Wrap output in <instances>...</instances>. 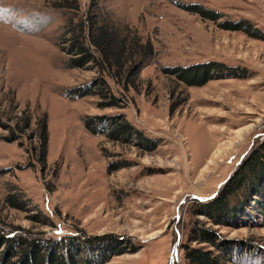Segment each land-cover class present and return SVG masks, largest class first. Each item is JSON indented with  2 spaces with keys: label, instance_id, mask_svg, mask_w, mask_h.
<instances>
[{
  "label": "rangeland",
  "instance_id": "1",
  "mask_svg": "<svg viewBox=\"0 0 264 264\" xmlns=\"http://www.w3.org/2000/svg\"><path fill=\"white\" fill-rule=\"evenodd\" d=\"M58 1L0 0L2 233L104 236L121 252L102 264H185V244L214 248L189 241L198 219L231 243L229 264H264L260 190L240 194V213L230 219L201 213L264 142V0H97L99 20L129 28L153 47L134 88L123 92L105 76L110 91L123 94L121 108L97 107L96 94L69 96L97 72L65 65L56 42L70 11ZM75 1L74 19L89 3ZM190 3L217 18L186 10ZM208 60L234 73L189 86L165 70ZM115 112L143 138L110 140L83 126L85 115ZM40 116L43 169L34 134ZM9 191L27 208L4 203Z\"/></svg>",
  "mask_w": 264,
  "mask_h": 264
},
{
  "label": "trees",
  "instance_id": "2",
  "mask_svg": "<svg viewBox=\"0 0 264 264\" xmlns=\"http://www.w3.org/2000/svg\"><path fill=\"white\" fill-rule=\"evenodd\" d=\"M76 1L59 0L55 3L58 7H67L64 24L58 35L56 45L65 55V65L68 67L94 68L97 76L82 86H73L67 92L71 98L82 97L85 94H96L99 100L97 107L121 108L123 94H115L105 80L109 77L121 90L127 91L134 88L138 79V72L147 64L153 55L152 43L148 39H141L129 28L120 27L99 20L96 12L97 0H89L85 10L74 19L77 9ZM186 10L199 13L203 17L217 18V13L200 4L190 3L183 5ZM227 27L246 29L247 26L238 22L233 26L228 21ZM247 31V29H246ZM168 73L173 74L187 85H202L213 77H224V73H231V67L224 63L208 60V62L194 63L190 66L167 67ZM24 116L23 123L28 119ZM83 126L90 133H102L110 140L127 141L131 138L142 139L141 132L137 130L123 113L85 115L82 118ZM34 134L37 138L36 155L40 169L45 166L46 127L43 116L35 121ZM255 156L245 162L244 168L235 183L228 186V190L207 202L204 213L211 220L216 218L230 219L239 215L242 204V194L254 187V191H261L264 195V142L260 144ZM257 154V155H256ZM7 205L24 210L25 201L17 198L15 192L9 191L3 197ZM38 221L36 215H31ZM219 220V219H218ZM197 225L193 228L189 241L207 243L214 248L203 244L183 246V260L185 264H229L231 243H227L218 237L216 232L207 228L197 219ZM45 223V222H44ZM104 237V236H103ZM103 237L83 236L72 234L71 236L49 237L39 233L9 232L0 230V264H102L107 255L119 254L120 249L113 247L109 240ZM103 239V240H102ZM83 248L86 252L83 251Z\"/></svg>",
  "mask_w": 264,
  "mask_h": 264
}]
</instances>
